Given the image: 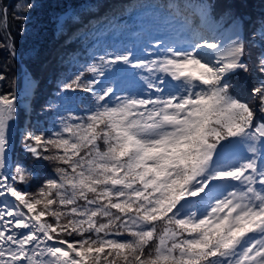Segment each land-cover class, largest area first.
Segmentation results:
<instances>
[{"label": "snow or ice", "instance_id": "snow-or-ice-1", "mask_svg": "<svg viewBox=\"0 0 264 264\" xmlns=\"http://www.w3.org/2000/svg\"><path fill=\"white\" fill-rule=\"evenodd\" d=\"M184 23L183 42L157 39L149 59L106 53L61 85L93 102L25 130V153L56 165L35 192L19 187L35 170L9 159L17 95H0V264H264V52L243 99L239 32ZM253 35L264 46V21ZM120 63L140 91L101 79Z\"/></svg>", "mask_w": 264, "mask_h": 264}, {"label": "trees", "instance_id": "trees-1", "mask_svg": "<svg viewBox=\"0 0 264 264\" xmlns=\"http://www.w3.org/2000/svg\"><path fill=\"white\" fill-rule=\"evenodd\" d=\"M199 1L202 2V5L212 7L210 12L222 13L226 20L241 21L239 23L240 34L246 45L245 62L250 65L252 71L238 70L232 74L230 81L233 93L243 99H248L249 90L258 78L255 71L257 57L261 52H264V46L261 45L259 38L253 35V32L252 37L248 35L251 23L254 28L256 20L249 22V18H243L241 15L244 12L248 17L251 15L250 19L260 18V25L264 21V14L260 16V12H256L255 8H252L253 5H259L260 2H256L257 0ZM69 4V10L58 20L56 16L59 10L53 5L52 0H0V30L11 31L15 38H10V40L12 39L14 46L16 44V52L22 58L31 76L35 77L33 102L35 104V101L43 99L45 95L49 99L44 110H36L37 118L30 120V124H33L35 130H56L59 127V116H66L70 111L76 115L84 114V104L93 102L91 95L82 89L62 90L61 85L82 71L93 60L106 54L102 51L106 45L104 39L109 40L110 44L112 41L122 42L124 50L127 47L135 46L133 50L127 49L134 55L135 52L140 54L146 52L142 44L148 37L151 46L150 54L153 55L159 50L153 46L155 40L159 39L167 44L173 41L183 42L187 38L183 8L177 2L175 8L155 2V0H73ZM128 7L132 10L128 14H124V8ZM97 17L99 20L103 19L104 22L113 21L110 30L102 39L98 41L95 33L93 38H96L97 41L92 42L91 36V43L86 46L82 44L83 42L80 44L81 40L89 35L85 34L80 41L70 43L66 49L63 48L66 45L64 39L71 33L76 32L79 35L83 33L82 31L91 33L90 27L93 25L91 21ZM11 23L16 27L18 34L12 32ZM147 25H152L153 30L146 31ZM3 38L0 32V44H3L1 42ZM253 38L255 43L252 41ZM7 51L0 45V76H3V79L5 76L13 78L17 75L15 58L8 55L9 51ZM58 69L65 71L63 77H59L61 72ZM86 76L91 78L90 74L86 73ZM124 76L125 71L116 65L115 70L108 71L106 76L101 79L114 81L117 94L132 92L128 91L129 89H123L124 84L121 81ZM57 77L59 78L57 79ZM3 83L5 84L4 81ZM8 83L5 86H0V93L11 91L10 79ZM39 85H43L40 95L37 92ZM49 105L56 107L50 108ZM48 108H50L49 111ZM54 124L55 127H53ZM30 159L29 156L31 166L37 174L29 180L28 184L19 185L25 190L40 183L43 177L46 178L48 175L54 174L53 169L56 166L48 161Z\"/></svg>", "mask_w": 264, "mask_h": 264}, {"label": "rangeland", "instance_id": "rangeland-1", "mask_svg": "<svg viewBox=\"0 0 264 264\" xmlns=\"http://www.w3.org/2000/svg\"><path fill=\"white\" fill-rule=\"evenodd\" d=\"M72 1L73 0H61V1L60 0H52L53 5L58 7V10H59L57 13V16H56V17H58V20H60L61 17L65 14V12L69 10V8H70L69 2L72 3ZM156 1L158 3L160 2L158 0H155V2ZM167 1L171 2V4L169 5L170 8H175V3L177 2V4L183 8V17L188 18V20L190 21V27L201 31L204 34H208L209 27L215 28L217 31H219L223 35L226 32H231V33L239 32V34H240L239 23L241 21L239 22V20H237V19L226 20V18L224 17V15L222 13H217L215 11L210 12L212 10V7H210V6H208L209 21L207 24H202L200 16H199V11H198V8H199V6L202 5V2H200L199 0H187V2H185V0H167ZM256 2H260L259 5H253L252 8H255L254 11L260 12L259 15L261 16L262 14H264V0H262V1L257 0ZM189 6L192 9L195 8L193 11L194 13L189 12L187 10H184L185 7H189ZM131 10H132V8H130V7L124 8V12H125L124 14H128ZM241 16L243 18H249V20H248L249 22H250V20L251 21L256 20V22L254 24V28H252L253 25L251 23L250 28L248 30V35H250V37H252V32L254 31V29L257 30V27L260 23V18L259 19H250L251 15H249V17H248L247 13H244V12ZM184 18H183V20H184ZM14 23H15V21H14ZM91 23L93 24L90 27L91 33H89V31H88V33H86V31H82L83 33H81V35L77 34L76 32L71 33L70 35H68L64 39V42L66 45H64L63 48L66 49V47L70 43L80 41L81 37L83 38L85 36V34H89V35L87 37H84L81 40L80 44L83 42L82 44L87 46L88 44L91 43V41L92 42H95L97 40L99 41L110 30V25H112L113 21L108 20L107 22H104L103 19L99 20V18L97 17V18H95V20H92ZM96 25H97V27H96ZM153 28L154 27L152 25H147L145 27V30L150 31V30H153ZM11 30L13 33L18 32L13 23H11ZM0 32H1L2 36L4 37L1 40V42L3 44H0V45H1V47H4L5 51L6 50L9 51L8 55H11L12 57L15 58L16 71H17L16 72L17 75H15L14 77L12 76L13 78H8L9 76L8 77L5 76L4 79H0V86H5L6 84H9L8 83L9 79L11 81V91L2 92V93H0V95L8 94V93H15L17 95V98H18L17 99V118L12 125V129H11V133H10L9 159L13 162V168H14L15 162H17L18 160L22 164L27 165L30 168H33L31 166L30 161H29V155L27 153H25V151H24L23 134H24L25 130L28 128L35 129V127H33V124H30V120H34L35 118H37V111L36 110L37 109L40 111L44 110L46 108L47 103L49 102V99L47 98V95H45V96H43L44 97L43 99L42 98H40V100L38 99L39 103L37 100V102L35 101V104H34L32 97L34 94L33 89L36 85L35 77L31 76L30 71L27 70L24 62L22 61V58L16 52V50H15L16 44L14 46L12 43V39L10 40V38H15V37H13L11 31L0 30ZM95 33H96L97 40H95L96 38H93V35ZM185 33L187 35V26H186V32ZM240 36H241V34H240ZM90 37H91V39L93 38V40H91ZM104 40L106 42V45L102 48L103 52L115 53V52L125 51L122 48L123 47L121 44L122 42L112 41V44H110L111 42L108 43L109 40H107V39H104ZM252 41L254 43L256 42L254 40V38L252 39ZM142 45L145 48L146 52L143 54L135 52L133 57H138V58H143V59L151 58V56H152L150 54L151 46L148 42V37H147V40H145ZM134 48H135V46H130V47H127L126 50L127 49L133 50ZM117 66L121 70L125 71L124 79L121 81L124 84L123 89L124 90L129 89L128 91H132V92L140 91L142 89L143 85L139 79V75L137 73V70L133 69L131 66L124 65L122 63L118 64ZM58 71H60V69H58ZM60 72L61 73H60L59 77H63L65 75V71L61 70ZM1 75H3V72H1ZM59 77H57V79ZM3 81L5 82V84L4 83L2 84ZM37 87H38V89H37L38 95L42 94L41 90H42L43 85H39ZM120 87H122V86H120ZM49 110H50V108H48V111ZM30 160H33V159L31 158ZM44 179H45V177L42 178V181L40 183L34 184L32 187H30L26 191L35 192L36 189L43 183Z\"/></svg>", "mask_w": 264, "mask_h": 264}, {"label": "water", "instance_id": "water-1", "mask_svg": "<svg viewBox=\"0 0 264 264\" xmlns=\"http://www.w3.org/2000/svg\"><path fill=\"white\" fill-rule=\"evenodd\" d=\"M4 199H8L9 202H12L14 200V198H11L10 196L5 197Z\"/></svg>", "mask_w": 264, "mask_h": 264}, {"label": "bare ground", "instance_id": "bare-ground-1", "mask_svg": "<svg viewBox=\"0 0 264 264\" xmlns=\"http://www.w3.org/2000/svg\"><path fill=\"white\" fill-rule=\"evenodd\" d=\"M230 34H232V33H231V32H226V33L224 34L225 38H226L227 36H230Z\"/></svg>", "mask_w": 264, "mask_h": 264}]
</instances>
